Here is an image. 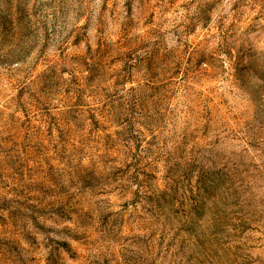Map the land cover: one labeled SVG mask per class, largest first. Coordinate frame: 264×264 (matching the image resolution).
<instances>
[{
	"label": "rangeland",
	"instance_id": "1",
	"mask_svg": "<svg viewBox=\"0 0 264 264\" xmlns=\"http://www.w3.org/2000/svg\"><path fill=\"white\" fill-rule=\"evenodd\" d=\"M0 264H264V0H0Z\"/></svg>",
	"mask_w": 264,
	"mask_h": 264
}]
</instances>
